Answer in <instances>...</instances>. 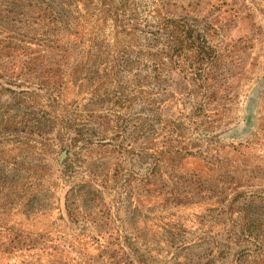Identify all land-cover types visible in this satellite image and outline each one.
<instances>
[{
  "label": "rangeland",
  "instance_id": "obj_1",
  "mask_svg": "<svg viewBox=\"0 0 264 264\" xmlns=\"http://www.w3.org/2000/svg\"><path fill=\"white\" fill-rule=\"evenodd\" d=\"M44 1L59 2L0 7V38L44 54L30 73L18 58H0V242L65 248L67 264H253L263 258L264 0H227L222 10L213 0H130L129 6L127 0L123 8L113 0L118 15L100 25L93 19L98 2L87 0L89 23L98 31L92 60L81 69L75 62L88 46L86 35L61 37L63 21L27 16L26 4ZM168 18L200 31L213 18L219 22L206 33L219 47L209 85H186L159 55L165 34L156 30ZM117 19L133 32L119 31ZM114 59L116 83L109 85L110 69L104 70ZM48 68L61 71L56 87L43 84ZM40 105H57L63 116L57 123ZM73 119L83 123V138L61 165L63 140L73 135L66 122ZM160 146L180 147L185 158L174 168L159 167L149 175L155 181L145 184ZM215 161L223 176L207 180ZM205 201L211 209L190 226L188 208ZM176 206L186 207L183 230L157 223L170 220ZM73 238L91 239L90 258Z\"/></svg>",
  "mask_w": 264,
  "mask_h": 264
},
{
  "label": "trees",
  "instance_id": "obj_2",
  "mask_svg": "<svg viewBox=\"0 0 264 264\" xmlns=\"http://www.w3.org/2000/svg\"><path fill=\"white\" fill-rule=\"evenodd\" d=\"M59 0L57 7H53L50 4V1H44L43 5L37 4H26L28 7L27 16L41 23L43 21L59 20L66 23L65 33L61 37L74 36L80 32L87 36L86 42L87 45L85 50L81 51V54L75 66L78 68L80 64H85L89 66L92 58L88 55L91 49V45L94 38L96 37V32L98 27L96 24L89 23L91 16V10L88 9L87 0ZM89 1V0H88ZM125 1L121 0L120 7L123 8ZM128 0V6L129 2ZM215 3L213 7L219 10L222 5L226 6L227 0H213ZM72 3L70 7V3ZM98 2L97 12L94 13V20L100 22L98 25L102 24L106 17L115 18L118 15V12L115 8L112 11L114 6L113 0H96ZM0 7L4 10L10 9L12 6H21L25 5L22 0H0ZM73 12L76 14L72 16ZM220 13V12H219ZM91 16V17H90ZM218 16V14H217ZM216 16V17H217ZM226 16H229L228 12ZM72 19V21L70 20ZM216 18H213L211 21H208L201 31L192 27L185 19H175L168 18L164 19L159 23L156 31H160L165 34V43L162 45L159 55L161 58L166 57L167 63L170 64L169 70L175 74H178L179 78L185 82L186 85H196L198 88H202L203 85H209L213 81V73L215 68L218 66V52L219 47L216 44L212 43V38H208L206 33L212 32L213 29H216L219 22H216ZM115 26L119 31H124V33L131 34L134 30L132 24H126L122 20H115ZM80 37V36H79ZM80 39V38H79ZM89 42V44H88ZM91 43V44H90ZM15 57L20 61V68H24L28 73L33 72L41 64L44 54L40 53L38 50L23 47L16 44L11 40V38L5 37V39L0 38V58ZM80 65V67L82 66ZM78 69H81V68ZM110 69V72L107 71L105 75L109 85L116 83L115 78L117 75L116 71V62L115 59L111 60V65H109L104 71ZM167 69V68H165ZM72 74V72H71ZM70 74V75H71ZM43 84L47 85L50 88L56 87L59 85L62 74L59 68H48L43 74ZM132 76V75H131ZM131 78H129L130 80ZM67 82H71V77L67 76ZM93 92V91H92ZM109 93V92H108ZM60 100L64 96V92H59ZM111 103L116 104L117 96H111ZM113 97H115L113 99ZM59 100V99H58ZM56 100L58 105L59 101ZM58 101V102H57ZM130 102V99L126 100ZM45 106L40 105L39 110L41 113H46L49 118L57 119L63 115H58L56 113V106ZM264 120V114L262 115L261 120ZM78 119H73L72 121L67 120L66 126L71 128L73 135L67 139L63 140V145L61 146L59 160L61 165H64L67 152L75 147L76 143L80 142L83 138V123L78 122ZM79 123H82L79 124ZM151 154V152H150ZM185 154L181 152L180 147L172 146H160L158 150L152 152V164L149 168V173L145 177V184H152L154 179L149 177L155 176L160 172L159 167H172L174 168L183 161ZM212 171L210 172V177L207 180H217L223 175L218 172L220 169L219 164L215 161ZM190 214L192 220H188L190 226L195 225L196 221L200 218L204 211L211 209L210 202L205 201L198 203L194 206H190ZM199 208H202L200 210ZM186 210L185 206H176L175 211L169 213L171 216L170 220L158 219L157 223H162L171 227L176 225L178 231L183 230L180 226L183 214L182 211ZM169 222V223H168ZM177 230V229H176ZM185 230V229H184ZM177 231V232H178ZM183 232V231H182ZM75 242L73 243L74 247H77L83 256H90L91 253V239L88 241H79L73 238ZM90 258V257H89ZM71 261V254L65 248H56L53 246H34L32 242L27 243V246L19 245L18 242H0V264H67L66 262ZM88 263V262H87ZM212 264V263H208ZM253 264H264V257L259 258L254 261Z\"/></svg>",
  "mask_w": 264,
  "mask_h": 264
}]
</instances>
